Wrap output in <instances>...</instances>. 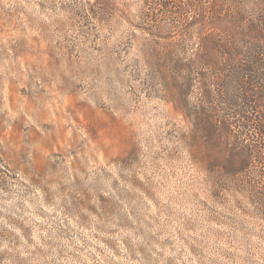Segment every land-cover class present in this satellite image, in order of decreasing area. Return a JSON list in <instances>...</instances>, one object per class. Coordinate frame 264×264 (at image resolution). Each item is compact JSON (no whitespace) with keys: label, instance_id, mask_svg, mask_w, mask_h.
Instances as JSON below:
<instances>
[{"label":"rangeland","instance_id":"374dc122","mask_svg":"<svg viewBox=\"0 0 264 264\" xmlns=\"http://www.w3.org/2000/svg\"><path fill=\"white\" fill-rule=\"evenodd\" d=\"M241 7L248 32L264 0ZM144 8L0 0V264H264V222L212 174L228 128L197 124L226 112L200 45L227 70L238 28L166 36Z\"/></svg>","mask_w":264,"mask_h":264},{"label":"trees","instance_id":"16d2710c","mask_svg":"<svg viewBox=\"0 0 264 264\" xmlns=\"http://www.w3.org/2000/svg\"><path fill=\"white\" fill-rule=\"evenodd\" d=\"M144 1L142 16L152 26L154 24V28L161 31L168 29L166 36L173 34L171 31L175 28L185 34L190 29L202 30L215 20L222 19L232 20L238 28L239 37L213 41L215 47L224 50L228 56L225 59L227 70L217 68L208 50L205 51L204 42L200 45V63L207 69L211 67V73H207L209 78L206 74H201V78L208 80L213 75L214 89L218 97L225 100L226 112L223 115L215 111L212 115L207 113L208 118H197V124L214 128V138L220 136L218 128H228L227 144L223 148L216 146L220 159L212 161V174L219 182H225L226 189L244 197L251 212L264 222V113L258 106V97L264 104V19L257 18L258 22L251 23L248 32H245L243 0ZM211 33L207 32L205 38L211 39ZM170 56L166 59L175 61ZM182 63V68H189V64L195 61ZM232 85L241 88L239 97L229 96ZM203 86L205 94L210 95V85Z\"/></svg>","mask_w":264,"mask_h":264}]
</instances>
